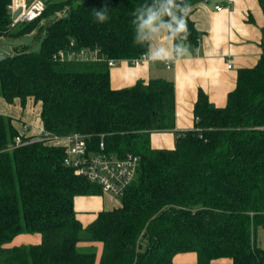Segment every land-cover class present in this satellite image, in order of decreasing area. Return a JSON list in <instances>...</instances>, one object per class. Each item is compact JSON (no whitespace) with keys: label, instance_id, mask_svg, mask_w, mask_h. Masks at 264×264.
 <instances>
[{"label":"trees","instance_id":"1","mask_svg":"<svg viewBox=\"0 0 264 264\" xmlns=\"http://www.w3.org/2000/svg\"><path fill=\"white\" fill-rule=\"evenodd\" d=\"M193 2L174 0L177 17ZM9 3L0 0V37L31 33L57 18L40 51L22 49L0 62V97L23 107L32 98L47 131L86 134L94 149L103 141L107 151L138 154L141 163L121 206L84 225L75 198L100 194L101 186L63 164V146L41 140L15 146L19 130L0 112V263L178 264L176 255L196 253L194 264H264L257 241L264 226V26L261 57L238 70L227 104L214 105L200 89L196 129L180 133L175 148L156 149L152 131L175 127L174 81L113 88L106 60L68 53L85 47L110 59L139 57L150 36L138 32L137 17L147 8L160 11L166 0H50L40 17L18 28ZM102 8L108 20L99 23L94 12ZM185 19L187 39L169 30L176 54L202 37L190 10ZM25 234L39 241H19Z\"/></svg>","mask_w":264,"mask_h":264},{"label":"crops","instance_id":"2","mask_svg":"<svg viewBox=\"0 0 264 264\" xmlns=\"http://www.w3.org/2000/svg\"><path fill=\"white\" fill-rule=\"evenodd\" d=\"M216 6L223 8L218 10ZM190 14L202 31L197 47L184 46L182 50L186 51L176 54L172 34L157 25L159 30L149 33L147 60L144 63L132 65L127 60H120L110 67L113 88L130 87L140 80L148 81L151 78L174 81L175 127L152 131L151 145L156 149H173L180 133L196 129L194 107L200 89L208 94L214 105L225 106L230 92L236 87L238 70L255 66L262 54L264 12L260 0H194ZM159 48L171 54L167 60L171 63L170 68L165 65L167 61H152L150 53ZM230 61L231 67L228 65ZM3 104H6L5 108L13 107L12 116L32 124L31 133L38 132L37 127L43 126L39 104L34 112V103H28L23 108L18 102L8 104L0 97V106L3 107ZM0 112L5 114L2 110ZM16 127L20 128V124ZM121 204L107 192L76 196L74 201L84 225L94 220L100 211L111 210ZM20 240L26 243L39 241V236L25 234ZM257 241L264 248L258 236ZM196 258V253H181L176 255L175 261L178 264H194Z\"/></svg>","mask_w":264,"mask_h":264},{"label":"built area","instance_id":"3","mask_svg":"<svg viewBox=\"0 0 264 264\" xmlns=\"http://www.w3.org/2000/svg\"><path fill=\"white\" fill-rule=\"evenodd\" d=\"M49 2L50 0H10L7 9L12 17L11 26L36 20L46 10ZM216 8L221 10L223 7L216 6ZM17 11L18 14L15 16ZM58 14L62 13L58 12ZM59 56L64 58L65 54L60 51ZM68 56L82 60H106L110 67L120 61L102 56L99 48L82 47L78 51L68 53ZM146 60L147 55L143 53L127 61L132 65H139ZM165 65L167 68L171 67L168 61ZM228 65L231 67L232 62L230 61ZM18 130L19 133L14 137L15 146L40 140L63 146L65 149L63 164L66 167L71 168L75 174L101 186L103 192L110 193L119 199L135 179L141 163V156L138 154L130 152L118 154L107 151L103 141H100L99 148L94 149L89 143L88 136L80 132H72L63 136L55 135L41 126L37 127L38 132L31 133L32 124L27 121L22 122Z\"/></svg>","mask_w":264,"mask_h":264},{"label":"clouds","instance_id":"4","mask_svg":"<svg viewBox=\"0 0 264 264\" xmlns=\"http://www.w3.org/2000/svg\"><path fill=\"white\" fill-rule=\"evenodd\" d=\"M174 0H166V4L162 7L160 11H155L152 8H147L146 11L141 13L137 17L138 21V32L141 34L147 33H155L159 30V28H166L172 32L173 35L184 33L185 39H187L189 33L187 29V21L185 17L188 14L189 6L185 5L184 8L180 9L183 13V16L177 17L174 12ZM167 15L171 18V23H163L162 17ZM94 17L99 23H104L108 20L107 10L106 8H102L94 12ZM159 25V28L157 27ZM175 25V26H173ZM148 38V37H145ZM178 51H186V49ZM152 61H167L170 58V53L164 49L159 48L150 53Z\"/></svg>","mask_w":264,"mask_h":264},{"label":"rangeland","instance_id":"5","mask_svg":"<svg viewBox=\"0 0 264 264\" xmlns=\"http://www.w3.org/2000/svg\"><path fill=\"white\" fill-rule=\"evenodd\" d=\"M56 18H57V15H52L48 20H45L42 24H40L36 28V30L32 31L31 33L22 34V35L17 36V37H0V49L5 50V51H7L10 54H13L16 51H19V50H22V49L31 50V51H40L41 46H42L41 40H42V37L45 35V29H46L47 25L49 23H51L53 20H55ZM21 24H23V23L18 24L16 26V28L20 27ZM18 103H20V102H18ZM28 103H34L35 104L34 107L31 105L33 107V109H34L33 110V112H34L36 110L35 108H36L37 104L35 103V101L32 98H30V100H28L26 106L28 105ZM5 105L6 104H3V107L0 106V108H2L0 110L5 112L4 115L7 118H11L13 120L12 123H13V125L15 127H16V125H19V124L21 126V123L24 122V120H21L19 118H15L14 116H12L11 113L14 112L13 107L11 108V106H7L6 107L7 109H6ZM25 107H23V108H25ZM15 120L17 122H14ZM18 129L19 128H17V130ZM109 195H110V193H109ZM111 196L114 199H117L119 202H121V199L116 198L112 194H111ZM257 236H258L259 242H261L260 244L264 245V226H260L258 228ZM19 241H21L20 238H19Z\"/></svg>","mask_w":264,"mask_h":264},{"label":"water","instance_id":"6","mask_svg":"<svg viewBox=\"0 0 264 264\" xmlns=\"http://www.w3.org/2000/svg\"><path fill=\"white\" fill-rule=\"evenodd\" d=\"M18 14V11L15 13V16ZM11 56L10 53H8L5 50L0 49V62L6 60L7 58H9Z\"/></svg>","mask_w":264,"mask_h":264}]
</instances>
